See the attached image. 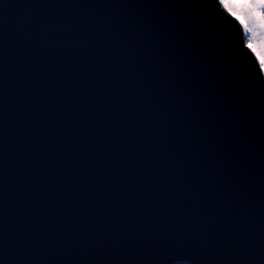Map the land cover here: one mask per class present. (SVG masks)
Instances as JSON below:
<instances>
[{"label": "water", "instance_id": "obj_1", "mask_svg": "<svg viewBox=\"0 0 264 264\" xmlns=\"http://www.w3.org/2000/svg\"><path fill=\"white\" fill-rule=\"evenodd\" d=\"M218 0H0V264H264V73Z\"/></svg>", "mask_w": 264, "mask_h": 264}, {"label": "snow or ice", "instance_id": "obj_2", "mask_svg": "<svg viewBox=\"0 0 264 264\" xmlns=\"http://www.w3.org/2000/svg\"><path fill=\"white\" fill-rule=\"evenodd\" d=\"M219 7L233 18L247 37L244 47L256 55L264 73V0H218Z\"/></svg>", "mask_w": 264, "mask_h": 264}]
</instances>
